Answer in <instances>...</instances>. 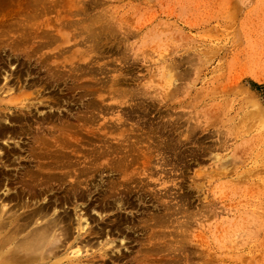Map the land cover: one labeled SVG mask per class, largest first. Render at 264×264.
<instances>
[{
  "label": "rangeland",
  "instance_id": "1",
  "mask_svg": "<svg viewBox=\"0 0 264 264\" xmlns=\"http://www.w3.org/2000/svg\"><path fill=\"white\" fill-rule=\"evenodd\" d=\"M16 1L0 6L7 35L23 22L25 2ZM34 1L32 21L46 20L45 37L33 32L15 50L19 39H4L0 85L15 88H1V97L29 102L23 111L34 118L53 117L43 130L51 139L63 130L58 163L89 168L93 184L89 194L85 182L73 194L54 179L35 193L0 188L7 214L57 199L55 212L31 226L71 216L68 239L55 235L61 246L43 248L46 261L264 264V0ZM27 48L36 53L30 60ZM16 67L31 74L14 83L6 76ZM21 162L36 169L38 160ZM120 189L130 202L123 207L111 198Z\"/></svg>",
  "mask_w": 264,
  "mask_h": 264
},
{
  "label": "bare ground",
  "instance_id": "2",
  "mask_svg": "<svg viewBox=\"0 0 264 264\" xmlns=\"http://www.w3.org/2000/svg\"><path fill=\"white\" fill-rule=\"evenodd\" d=\"M14 2H17V1L16 0H0V6L1 5L3 6V4H7L6 9L9 10L8 7L11 9L15 8ZM24 2L25 4L21 5V10L25 12L21 13L22 15L21 21L23 22L19 24L20 26L19 34L18 35H12V34L7 35L8 33H3L1 31L2 29L0 30V53L6 47L4 45V39L10 38L9 36L13 37V39L18 38L20 41L17 43L15 41H12L13 44L8 43V44H12V48L14 50L16 49L15 45H17L18 43L22 44L21 41L26 40L28 38L30 39L31 33L33 32L38 33L40 37L42 36L45 37L46 31L44 28L45 26L44 22H46V20L45 21L41 20L39 23L32 21V16H33L34 11H31V6H33L32 3L35 6H38L35 4L37 2L34 0H24ZM39 11L42 12V9ZM31 12H33L32 16L30 14ZM94 24L95 25L100 24L99 28H104L103 27L104 25L101 19H99V23L97 22ZM95 25L92 26V28H94ZM91 35L92 36L95 35L94 31L91 32ZM40 43L43 44L44 41L40 40ZM13 49H11V51L8 50L9 53L6 54L7 57L14 55V53L12 52L14 51ZM31 52L32 51L29 49L26 51V56L28 60L32 59L36 55V53L31 54ZM45 54L46 53L42 51V53L38 56L37 59L41 60L43 58V60H45L46 58ZM24 69L25 70H23L21 67H16V69H10V72L8 73L6 78H9V76H14L12 79L14 83L18 82V80L21 81L22 74L24 73L27 75L31 74L30 69L28 68L27 69L24 68ZM56 74H57V78H59L58 72H56ZM28 83L27 85L30 87L35 85L33 82L29 84ZM9 84L10 83L8 81L4 82L2 85H0V89L7 88L6 91H10L11 89L15 88L14 86L9 85ZM20 86H22V84H20ZM29 106H30V103L29 102L26 103L24 100H20L16 102L15 101L4 102V99L3 97H1V93H0V140H4V143L0 142V188H4L3 190L7 192L11 189V186L16 187L17 185H21L23 188H27L29 192L31 191L32 193H35L37 192L36 191L37 186H40V185L47 186L48 185L47 182L53 181L49 179H54V180L60 181L61 183H65L67 181V183L70 185V188L68 190L69 192H73V194L77 193L78 184L85 182L87 186L86 192L89 194L92 191V187H93L92 179L89 178L90 174H88L89 168L80 169L79 167H76L77 169L82 170L81 172L77 173L75 172L74 168L69 169L70 171H66L64 169V166H65L64 162L58 163L59 161L58 158H62L64 155V153L61 152L63 148L59 146L61 144L63 145V142L61 141L62 140L61 138H63V135H61V131L63 130L60 128L59 129L60 134L55 135L54 139L49 138L47 133L44 132L43 130L44 128L43 124L46 121L48 123L52 122L53 117L48 116V119L43 117L41 118L42 120H40L39 118H34V115L32 114L31 109L27 111H23L25 110L24 108L29 107ZM105 107H107V105H105ZM19 111H21V113ZM57 119L62 121L60 116ZM33 121L37 123V126H35V128L33 125ZM33 128L35 129L34 132H32ZM23 137L30 140L27 146H24L25 142L22 143L20 141V139ZM10 140H13L12 144L10 143ZM52 146H55V148L51 149L50 147ZM130 147L131 146H129L128 148ZM125 150L128 151L127 149ZM31 156H33L34 158L38 160L36 169L35 168L27 169V167L21 162L23 158H31ZM48 157H51L52 161L45 162L44 160ZM54 163L55 165L52 166V164ZM129 163L130 162H128L127 164ZM120 164H121V160H120ZM56 169H58V171H54ZM83 174L88 175L86 176V179L84 180L79 179V177ZM40 175L42 176L40 177ZM68 176L74 177V178L73 179L69 178L67 180L66 177ZM14 183H16V185H14ZM146 184L147 183H141L140 187L145 189L144 187L147 186ZM113 187L114 186H112V188ZM22 190L26 191L25 189H22ZM42 190H43V187H42ZM123 193L124 191L122 189H120L119 192H115V194L112 193L113 195L111 198L114 202H116L115 205L121 204V206L119 207H123V205H125L126 203L128 204L130 203L128 202V200L125 199ZM153 193L158 194V190L153 191ZM18 194H20L19 191H16L15 195L17 196ZM80 197H83V194H81ZM56 201L57 199L53 200L52 203L49 205V207L46 206V207H39L36 209H30V210H26L25 212H21L18 214L15 212H13L12 214H7L4 208L0 206V264H56L58 261L62 259V256H60L56 260L48 262L46 261V256L44 255L42 250L43 248L45 249L48 248L49 251L54 252L56 247L61 246L62 243H60L59 245L57 244L58 240L55 239L56 238L55 235L57 237H60L61 235H63L65 236V238L69 236V234L71 233V225H72V221H71L72 218H70L71 216L67 217L66 214L63 215L64 213L62 215L56 214L48 218L47 222L43 225H36V226L30 225L36 215L39 214L38 216L44 217L48 213L55 212V209L57 206ZM18 203H20L19 205H24V202H20V200H18ZM89 206H91V208L89 207L90 209L96 210V204L93 205L90 202ZM105 206H102V210L108 209V207H105ZM50 210H52L53 212H50ZM175 210L176 209L174 205L169 206V211L166 214L164 213V215H167L166 221L173 220ZM83 216L84 214H79L80 219ZM70 222H71V225H69ZM48 237H50L49 240H47Z\"/></svg>",
  "mask_w": 264,
  "mask_h": 264
}]
</instances>
